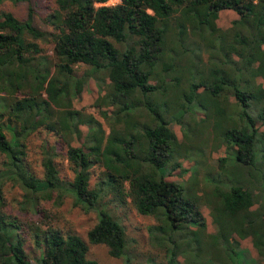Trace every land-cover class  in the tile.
<instances>
[{
  "label": "trees",
  "instance_id": "16d2710c",
  "mask_svg": "<svg viewBox=\"0 0 264 264\" xmlns=\"http://www.w3.org/2000/svg\"><path fill=\"white\" fill-rule=\"evenodd\" d=\"M108 1L54 0L46 18L52 30L38 27L31 9L24 20L0 9V264H101L89 257V243L132 264L126 229L105 199L157 218L150 230L166 259L151 264H189L191 251L206 253L201 264H237L242 250L210 238L203 203L224 240L259 222L252 229L264 254V0ZM225 9L238 17L222 29L217 19ZM80 64L109 80L105 95L114 107L98 104L109 126L104 143L100 118L74 108ZM171 118L188 142L178 138ZM82 123L96 158L71 143ZM40 128L61 137L72 180L59 176L51 154L43 158V179L30 172L26 140ZM220 146L228 154L219 159L220 170L202 176V156ZM181 157H195L186 184L169 179ZM98 161L101 174L91 188ZM10 181L24 192L22 217L7 209ZM56 195L96 211L89 243L52 223L41 199Z\"/></svg>",
  "mask_w": 264,
  "mask_h": 264
},
{
  "label": "rangeland",
  "instance_id": "374dc122",
  "mask_svg": "<svg viewBox=\"0 0 264 264\" xmlns=\"http://www.w3.org/2000/svg\"><path fill=\"white\" fill-rule=\"evenodd\" d=\"M113 1L114 4L120 2V0ZM53 2L54 0H22L18 3H13L4 0L0 4V9L12 12L20 20L26 19L31 9L36 25L44 30H52L53 26L47 22L46 18L50 10L49 5L53 4ZM237 17L238 14L233 10H222L217 19V24L222 29L229 28L232 25L233 20ZM49 54L51 55L52 52L49 51ZM73 80L76 84L79 81L78 89L76 88L77 93L73 97L74 108L83 113H92L100 118L102 129L99 134L104 143L105 136L109 132V126L108 123L99 116L98 104L102 106V109L109 111L114 107L108 103L105 95L109 82L107 75L104 72L93 74L90 66L80 64L75 69ZM259 81L264 84V79H260ZM75 87H77V85ZM197 117L201 118L202 114L197 115ZM134 118L137 120L139 114H135ZM170 125L181 141L188 142L183 126L176 121V119L171 118ZM259 127L261 130H264V124L259 123ZM81 130V134L74 136L71 139V143L76 146L83 145L85 146L86 151L91 153L93 152L90 149L92 141L90 137H88V125L82 123ZM6 131L9 136H11V130ZM26 143V160L30 172L34 174L36 179H43V158L50 154L54 158V165L58 170L59 176L65 181L73 179L74 173L66 158L65 144L56 132L50 131L47 128H40L27 138ZM93 156L95 158L98 157L96 153ZM224 156H228L225 146H220L219 148L212 150L208 148L205 155L202 156V163L204 164L201 168L202 176L204 171L210 169L218 172L220 170L219 159ZM194 158L181 157L178 160V163L181 165L172 171L169 179L183 184L189 183L194 171ZM101 170V163L98 161V163L92 168L90 180L91 188L96 186ZM4 189L8 202L7 209L22 217L24 213L21 211L18 203L24 199L23 190L19 185L14 186V182L12 181L7 182ZM41 202L48 205L52 210L53 218H50L52 219V223L59 224L67 232L72 231L81 235L89 243L87 232L95 224L97 216L95 210L87 211L80 206H75L73 198L70 195H66L62 200L57 199L56 195L49 200L41 199ZM103 202L104 206L112 212L126 229L128 238L126 253L130 257L132 264H151L154 261L156 263L165 262L166 258L164 250L156 246L150 230L152 226L158 224V220L155 216L139 213L131 203L121 205L107 199ZM201 209L207 220L208 234L210 238L213 240L218 239L224 243L227 242L230 247L240 249V251L242 250L239 257L236 258L237 264H264V254L255 244L256 235L252 229L253 227L257 229L259 222L251 227L248 225H242V228L244 227V232L240 234L234 231L224 240L221 237L216 236L219 234L218 225L215 221L210 205L203 203ZM236 229L238 228L236 227ZM26 248L31 255L36 253L34 243L31 240L27 241ZM205 254L206 253L204 252L203 254L198 255L195 254L194 251H191L189 254L190 258L188 259L189 264H201L203 260L209 258L206 257L207 255ZM89 257L98 260L101 264H127L128 262V257L117 258L111 256L108 247L103 244L89 243ZM210 264L222 263L211 261Z\"/></svg>",
  "mask_w": 264,
  "mask_h": 264
},
{
  "label": "built area",
  "instance_id": "2783aa9c",
  "mask_svg": "<svg viewBox=\"0 0 264 264\" xmlns=\"http://www.w3.org/2000/svg\"><path fill=\"white\" fill-rule=\"evenodd\" d=\"M104 5H114V1L113 0H109L108 2L104 3Z\"/></svg>",
  "mask_w": 264,
  "mask_h": 264
}]
</instances>
